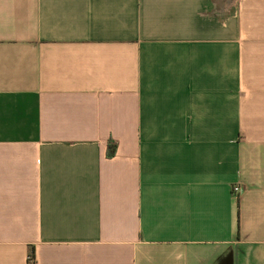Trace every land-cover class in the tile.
<instances>
[{"label": "crops", "instance_id": "obj_1", "mask_svg": "<svg viewBox=\"0 0 264 264\" xmlns=\"http://www.w3.org/2000/svg\"><path fill=\"white\" fill-rule=\"evenodd\" d=\"M32 247L264 264V0H0V264Z\"/></svg>", "mask_w": 264, "mask_h": 264}, {"label": "trees", "instance_id": "obj_2", "mask_svg": "<svg viewBox=\"0 0 264 264\" xmlns=\"http://www.w3.org/2000/svg\"><path fill=\"white\" fill-rule=\"evenodd\" d=\"M116 149H117V144L115 141L113 140H109L108 141V145H107V156L108 157H113L116 153ZM28 263L29 264H34L35 263V256H34V250L33 247L31 248V251L29 252L28 255Z\"/></svg>", "mask_w": 264, "mask_h": 264}, {"label": "built area", "instance_id": "obj_3", "mask_svg": "<svg viewBox=\"0 0 264 264\" xmlns=\"http://www.w3.org/2000/svg\"><path fill=\"white\" fill-rule=\"evenodd\" d=\"M233 190L235 193H238L240 191V188H239V186H235Z\"/></svg>", "mask_w": 264, "mask_h": 264}]
</instances>
